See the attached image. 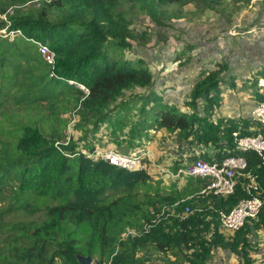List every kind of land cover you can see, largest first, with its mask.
Segmentation results:
<instances>
[{
  "label": "trees",
  "instance_id": "1",
  "mask_svg": "<svg viewBox=\"0 0 264 264\" xmlns=\"http://www.w3.org/2000/svg\"><path fill=\"white\" fill-rule=\"evenodd\" d=\"M201 1L0 0V264H79L77 254L96 264H209L219 247L237 254L242 264L254 263L251 254L260 248L253 239L264 233V163L256 153L236 149L235 132L255 135L252 118H215L225 90L236 88L227 60L200 54L197 77L175 104L165 101V89L157 91L162 69L154 76L143 57L116 58L139 35L134 26L140 18L155 22L154 36L167 45V31H176L168 20L187 16L188 7L199 14ZM206 1L209 10L230 2L236 12L253 3ZM221 9L215 11L231 23L234 11L224 15ZM256 26L240 32L251 35ZM147 34L140 40L148 42ZM32 40L55 54L54 65ZM196 48L188 44L171 59L184 67ZM259 77L263 64L250 77L256 105L264 103ZM138 89L143 92L126 99ZM73 119L82 138L64 144ZM129 122L139 141L150 140L143 134L151 131L176 135L178 152L187 157L169 166L175 174L200 159L221 165L244 157L245 176L232 196L217 197L202 194L203 179L184 176V184L181 178L166 184L147 169L128 171L95 158L96 148L80 143L90 130L96 135L103 125L118 130ZM201 146L212 155L197 154ZM247 175L257 178L262 209L239 231L225 234L217 214H229L249 198ZM35 210L45 213L39 222L5 221L12 213Z\"/></svg>",
  "mask_w": 264,
  "mask_h": 264
},
{
  "label": "rangeland",
  "instance_id": "2",
  "mask_svg": "<svg viewBox=\"0 0 264 264\" xmlns=\"http://www.w3.org/2000/svg\"><path fill=\"white\" fill-rule=\"evenodd\" d=\"M227 0H224L226 2ZM263 1V2H262ZM209 1L202 0L200 2V12L199 14L193 15L195 8L194 7H188L186 9L187 11V16L180 18V19H174L171 18L168 21L175 23V28L176 31H167V35L170 36V42H168L167 45H163V50L161 52H158V56L160 59V56H165L166 54H169V52H174L176 51L181 52L186 45H194V47L197 46L196 52H199V47L200 45H203L204 48H206V53L209 54L212 57H215L216 59H221V57L228 58L229 62H232L234 60V54L236 53L235 47L238 45V40L240 38H244L240 35V31H242L243 28H247L249 25L256 23L257 26V31L253 33V35L257 37L264 36V0H255L253 3H250V6H247L244 8L243 11H234V7L232 3H224L222 5V9L217 6L214 8V10H209L207 7L209 5ZM213 4L216 3H211V7L214 6ZM221 9L222 12H224V15L229 12H232V16L229 17L232 19L231 23L226 22L224 19V16L221 17L215 9ZM202 14V15H201ZM227 19V18H226ZM156 24L155 22H151L147 18H140L136 23H135V30L138 31V34L141 35L145 31H147V40L141 41L139 35L134 36L133 42L130 40L131 47L130 48H125L123 51H117L116 52V58L121 59L122 54H124L125 58L127 60H131L134 58L138 57H143L147 59V62L150 65V69L152 70V73L154 76H156V73L162 69V64L157 63V62H152L153 54L155 53V47L161 46L162 43L159 42V36H154L155 32L153 29L155 28ZM133 27V28H134ZM5 33V31H3ZM174 32H177L174 36ZM159 34V33H157ZM163 34V33H162ZM160 36H165L166 35H161ZM243 35V34H242ZM14 35H10L11 39L13 38ZM249 39V38H248ZM169 45V46H168ZM168 46V47H167ZM188 47V46H187ZM113 49H109V53ZM165 51V52H163ZM206 54V55H207ZM174 55V53L172 54ZM187 57H193L189 63L184 65V67H188L189 71L191 72H196L199 63H198V58L199 54L195 53L194 50L192 53H188ZM171 61V60H170ZM170 61L167 64L168 67L167 71H171L173 69V63H170ZM183 67V66H181ZM178 68V67H177ZM182 71V69H181ZM168 72V73H169ZM164 73V72H163ZM177 70L173 72V75H176ZM197 73V72H196ZM180 74V72H179ZM188 79L193 80L195 76L192 74H189ZM260 82L264 77H259L257 78ZM187 80V79H186ZM195 80V79H194ZM264 92V90L262 89ZM143 90L138 89L136 92L133 94L130 92H127V100L132 99L131 95H135L137 93H141ZM138 106H141L140 99L137 101ZM183 107H181L182 109ZM7 111L11 112L10 107H7ZM67 117H70V114L67 115ZM138 114L136 112H133L131 115L132 121L135 123L137 122ZM76 119H73L68 127L67 134L69 136L68 139L73 138L75 140L81 139V132L77 131L74 129V125L76 123ZM129 122L127 124L129 127L128 128H123L119 127L118 130H115L114 128L107 129L103 125L100 129V131L95 135L93 132L88 133L87 137L84 138L80 143L81 144H91L92 147H95L96 150L101 151L103 154L107 151H112V150H117L125 155H133L136 152H142L144 154H150L153 160L152 165L147 166L148 172L155 176L157 175L158 177H163L167 183H170L174 176L170 175L168 172L169 169V160L170 155H169V148H163L161 145L159 147V144L165 143L169 141V138L166 136H161L163 133H165L163 130L156 132V131H151L150 133H144L143 134V139L149 138L150 140H146V142L139 141L135 137H133L132 128L133 124ZM92 129V128H90ZM125 133V137L121 136V134ZM165 135V134H164ZM168 136V135H167ZM67 139V140H68ZM146 143V144H144ZM88 152L89 150H85ZM147 152V153H146ZM163 152V153H162ZM162 153L164 156V159H161V154ZM161 160V161H160ZM160 161V162H159ZM163 168V172H161ZM161 169V170H160ZM169 169V170H168ZM171 171V170H170ZM45 217V213L43 210L39 211H31V213H23V212H17V213H12L9 216L5 217V221L10 222V223H16L20 221H27V222H39ZM217 249L214 250L212 253L213 256H216L218 254V257H221V261L223 264H226V257L222 254V249ZM78 255V254H77ZM228 257L232 259V261L227 260L228 264L231 262V264H241L237 259L236 256H231L228 253H226ZM242 262V261H241ZM59 264V263H57ZM96 264L95 260L94 263ZM155 264H161L159 262H156Z\"/></svg>",
  "mask_w": 264,
  "mask_h": 264
},
{
  "label": "built area",
  "instance_id": "3",
  "mask_svg": "<svg viewBox=\"0 0 264 264\" xmlns=\"http://www.w3.org/2000/svg\"><path fill=\"white\" fill-rule=\"evenodd\" d=\"M5 18V17H4ZM22 36L21 32H16ZM10 35H14L12 32ZM38 46L39 53L51 65L55 64V54L43 43L33 41ZM264 88V79L260 82ZM82 88H84L82 86ZM252 121L255 124V135L241 136L239 132L233 134L236 149L240 152L256 153L264 163V103L257 104L252 112ZM69 139L64 144H68ZM136 152L133 155H125L117 150L107 151L104 154L97 150L94 153L95 158H101L109 162L114 167L128 171L145 170L147 164L143 159H149L150 155ZM147 153V152H146ZM248 165L244 157H230L221 165L210 164L205 160H198L188 169H182L176 177H195L206 181L203 193L213 194L217 197H229L235 193L238 180L245 176ZM248 182L246 189L249 195L248 199L242 200L229 214L218 213L220 230L225 234H233L239 231L247 221L256 219L262 209L263 201L260 198V185L257 178L247 175ZM186 209V213H189ZM133 235L137 233L131 231Z\"/></svg>",
  "mask_w": 264,
  "mask_h": 264
},
{
  "label": "crops",
  "instance_id": "4",
  "mask_svg": "<svg viewBox=\"0 0 264 264\" xmlns=\"http://www.w3.org/2000/svg\"><path fill=\"white\" fill-rule=\"evenodd\" d=\"M252 32L253 31L247 32V33H252ZM242 34L243 33H240V35L244 38H240L237 41L238 45L237 47H235L236 53L234 54L235 56L234 60L232 62H229L230 59L228 60V58L221 57L227 60V62L231 66V70L234 71L237 77V83H236L235 89L231 88V89L225 90L223 106L219 109V113L216 115L215 118H221V119L235 118L236 119V118L241 117L243 119H248L252 117V112L256 106V102L252 98L253 91L251 89L250 77L256 71L258 67H260L262 64L264 65V36L256 38V36L253 34L251 35H244V34L242 35ZM163 48H164L163 44L160 46V48H156L155 49L156 51L153 54V58H152V62H157V63L162 64V76L161 77L163 79L159 80L157 91L159 93H162L165 89L166 92L164 96H165V101L167 103L181 104L183 100L185 99V97L188 95L191 89L190 83L197 77V73L196 72L193 73L189 71L188 67H179V63L173 62V60L171 59L172 58L171 56L175 51L169 52V54L165 53V56L164 57L160 56V59H159L158 52H161ZM195 53L199 55L201 54L205 57H212L206 53V48H204L203 45H200L199 52L195 51ZM169 61L170 63H173L171 64L173 65L172 66L173 69L170 72L167 71L166 67L168 66L167 64H165V63H168ZM175 70H177V73L176 75H173V72ZM189 74H192L193 76H195V78L193 80L188 79L187 77ZM164 132L165 133H163V135L161 136L168 137L169 141H167L165 145L164 143L159 144V147L163 145L162 146L163 148H169L170 150L169 155L171 157L170 159H168L169 160L168 166L172 165L176 160L185 161L187 155L186 153L181 154L180 152H178V147H177V144L175 143L176 135H168L166 131ZM205 152H208L210 155H212L210 148H204L203 146H201L197 150V154H201ZM162 153H160L162 157L161 159H164L163 157L164 155ZM151 157L152 156L150 155L149 160H148L150 161V165H152L151 163H153V160ZM161 172H163V168ZM168 172L170 173V175L175 177L173 178L172 181H176L181 178L182 180L181 184L185 183L186 179H184L185 178L184 176L176 177V174L172 170L171 171L169 170ZM155 178L156 180H158L160 177L155 175ZM166 184H169V183L166 182ZM253 240L255 241V245H258L260 248V250H258L255 253L252 252L251 254L252 259L254 260L253 264H264V233H260L257 239L255 238ZM218 249H222V252H223L222 256L224 255L227 258L226 264H228L227 260L232 261V259L228 257L226 253H228L231 256H236V259L242 264L237 254H234L231 251L227 249H223L221 247L217 248V250ZM209 264H223V262L221 261V257H218V254L216 256H213L212 254V259ZM229 264H231V262Z\"/></svg>",
  "mask_w": 264,
  "mask_h": 264
},
{
  "label": "water",
  "instance_id": "5",
  "mask_svg": "<svg viewBox=\"0 0 264 264\" xmlns=\"http://www.w3.org/2000/svg\"><path fill=\"white\" fill-rule=\"evenodd\" d=\"M77 261L79 264H93L94 259L91 256H83V255H77L76 256Z\"/></svg>",
  "mask_w": 264,
  "mask_h": 264
},
{
  "label": "clouds",
  "instance_id": "6",
  "mask_svg": "<svg viewBox=\"0 0 264 264\" xmlns=\"http://www.w3.org/2000/svg\"><path fill=\"white\" fill-rule=\"evenodd\" d=\"M263 80V79H262ZM260 86H261V84H260Z\"/></svg>",
  "mask_w": 264,
  "mask_h": 264
}]
</instances>
